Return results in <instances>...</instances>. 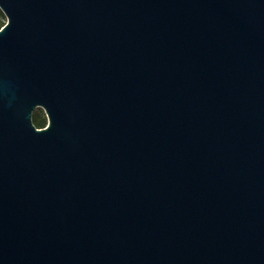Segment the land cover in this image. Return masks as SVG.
I'll return each mask as SVG.
<instances>
[{"label":"water","instance_id":"obj_1","mask_svg":"<svg viewBox=\"0 0 264 264\" xmlns=\"http://www.w3.org/2000/svg\"><path fill=\"white\" fill-rule=\"evenodd\" d=\"M0 10V264H264V0Z\"/></svg>","mask_w":264,"mask_h":264},{"label":"rangeland","instance_id":"obj_2","mask_svg":"<svg viewBox=\"0 0 264 264\" xmlns=\"http://www.w3.org/2000/svg\"><path fill=\"white\" fill-rule=\"evenodd\" d=\"M0 12H1V10H0ZM5 22H6V17L1 12V15H0V23L3 25ZM34 112H36L40 118L44 119V126H45L46 123H47V118H46V115H45L43 109L42 108H36L33 111V114H34Z\"/></svg>","mask_w":264,"mask_h":264},{"label":"trees","instance_id":"obj_3","mask_svg":"<svg viewBox=\"0 0 264 264\" xmlns=\"http://www.w3.org/2000/svg\"><path fill=\"white\" fill-rule=\"evenodd\" d=\"M1 15V12H0ZM2 24L0 23V27ZM32 121L36 127H43L44 126V119L40 118L36 112L32 114Z\"/></svg>","mask_w":264,"mask_h":264}]
</instances>
